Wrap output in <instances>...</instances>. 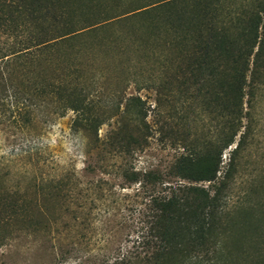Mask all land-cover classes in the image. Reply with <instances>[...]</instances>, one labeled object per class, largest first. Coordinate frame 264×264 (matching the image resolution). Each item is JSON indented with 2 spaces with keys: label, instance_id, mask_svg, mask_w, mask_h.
<instances>
[{
  "label": "trees",
  "instance_id": "1",
  "mask_svg": "<svg viewBox=\"0 0 264 264\" xmlns=\"http://www.w3.org/2000/svg\"><path fill=\"white\" fill-rule=\"evenodd\" d=\"M86 1L0 0L1 129L26 137L71 111L73 132L127 160L150 136L144 101L125 94L132 79L158 103L170 101V111L212 115L216 137L181 136L183 152L167 171L119 166L147 192L148 212L135 251L114 264H238V254L263 264L260 239L252 255L244 239L264 220V196L230 211L226 191L248 134L244 103L251 107L264 83V0H128L106 15ZM135 20L146 31L115 29ZM109 60L123 69L114 87L108 65H98ZM135 65L138 71H128ZM141 69L147 74L139 82ZM234 143L219 174L221 154ZM170 175L190 184H170ZM66 185L63 178L40 185L32 198L0 185V246L20 229H40L33 216L39 197L64 198Z\"/></svg>",
  "mask_w": 264,
  "mask_h": 264
},
{
  "label": "rangeland",
  "instance_id": "2",
  "mask_svg": "<svg viewBox=\"0 0 264 264\" xmlns=\"http://www.w3.org/2000/svg\"><path fill=\"white\" fill-rule=\"evenodd\" d=\"M126 1L91 2L102 8L99 15H106L114 12L116 6L122 8ZM142 23L135 20L115 29H135L140 34L146 31ZM123 63L120 66L123 67ZM104 64L108 65V75H111L109 86L114 87L123 69L111 60L98 65ZM135 66L128 71H138L139 67ZM142 69L137 77L139 82L147 74ZM125 94L138 95L144 101L150 130L147 144L136 149L127 160L111 156L81 133L73 132L71 111L46 126L35 125L26 137L16 138L0 127V185L14 192L25 191L27 198L34 197L40 185L46 186L60 178L68 188L64 198L39 197L41 212L33 216L40 229H20L7 238L0 246V264H114L116 258L135 251L144 231L148 196L139 183H129L121 176L119 166L125 162L128 168L139 173L165 172L183 152L178 141L181 136L214 139L217 125L210 114L188 112L183 107L170 111V101L165 99L158 103L152 89H138L133 79L126 85ZM246 111L248 114L242 122L248 125V134L226 191L230 211L235 205L253 204L264 196V83L258 86L251 107L244 103ZM112 125V120L101 125L98 137L102 139ZM234 146L235 143L222 152L219 174ZM166 180L170 184H190L173 175ZM197 184L208 186L207 182ZM254 224L256 229L244 239L251 255L255 237L260 239L258 244L264 246V220H256ZM233 262L254 264L255 259L253 255L247 258L238 254Z\"/></svg>",
  "mask_w": 264,
  "mask_h": 264
}]
</instances>
